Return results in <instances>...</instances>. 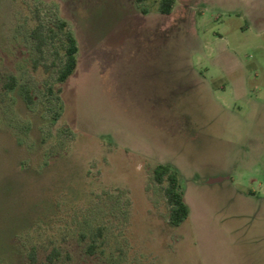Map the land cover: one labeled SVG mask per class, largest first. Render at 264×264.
Returning a JSON list of instances; mask_svg holds the SVG:
<instances>
[{
	"label": "rangeland",
	"instance_id": "rangeland-1",
	"mask_svg": "<svg viewBox=\"0 0 264 264\" xmlns=\"http://www.w3.org/2000/svg\"><path fill=\"white\" fill-rule=\"evenodd\" d=\"M157 2L0 0V264H264V0ZM54 19L78 47L64 83L30 36Z\"/></svg>",
	"mask_w": 264,
	"mask_h": 264
},
{
	"label": "trees",
	"instance_id": "trees-1",
	"mask_svg": "<svg viewBox=\"0 0 264 264\" xmlns=\"http://www.w3.org/2000/svg\"><path fill=\"white\" fill-rule=\"evenodd\" d=\"M145 0H134L135 4L142 3ZM175 0H158L157 12L160 15L167 16L172 11ZM146 14V10H142ZM31 38L36 44L37 50L40 51L42 46L51 42L57 43L58 49L54 55L59 59L60 66L57 69V83H64L75 71L77 65L78 47L74 35L67 29V24L60 20L54 19V22L48 27L42 23L35 26L31 31ZM17 86L16 77L10 74L4 87L12 91ZM49 92L52 89L49 87ZM20 92L26 104L33 103V97L26 87H20ZM59 92V89L57 90ZM151 180L154 184L161 186L162 195L168 206L167 222L171 227H177L188 219L189 208L183 197L182 185L177 169L171 164H155L150 170ZM30 264H35L34 255H30ZM56 256L54 252L48 257L52 262Z\"/></svg>",
	"mask_w": 264,
	"mask_h": 264
},
{
	"label": "water",
	"instance_id": "water-1",
	"mask_svg": "<svg viewBox=\"0 0 264 264\" xmlns=\"http://www.w3.org/2000/svg\"><path fill=\"white\" fill-rule=\"evenodd\" d=\"M218 180H221V179L218 178V179H215V180H210L209 182H215V181H218Z\"/></svg>",
	"mask_w": 264,
	"mask_h": 264
},
{
	"label": "crops",
	"instance_id": "crops-1",
	"mask_svg": "<svg viewBox=\"0 0 264 264\" xmlns=\"http://www.w3.org/2000/svg\"><path fill=\"white\" fill-rule=\"evenodd\" d=\"M220 179H221V180H227L228 178H224V177L221 178V177H220ZM221 180H220V181H221Z\"/></svg>",
	"mask_w": 264,
	"mask_h": 264
}]
</instances>
